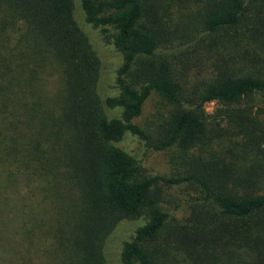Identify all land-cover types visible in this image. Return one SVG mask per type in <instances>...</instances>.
<instances>
[{
    "label": "trees",
    "instance_id": "1",
    "mask_svg": "<svg viewBox=\"0 0 264 264\" xmlns=\"http://www.w3.org/2000/svg\"><path fill=\"white\" fill-rule=\"evenodd\" d=\"M0 264H264V0H0Z\"/></svg>",
    "mask_w": 264,
    "mask_h": 264
},
{
    "label": "rangeland",
    "instance_id": "2",
    "mask_svg": "<svg viewBox=\"0 0 264 264\" xmlns=\"http://www.w3.org/2000/svg\"><path fill=\"white\" fill-rule=\"evenodd\" d=\"M89 40L94 48L96 54L99 56L101 61L102 71L100 73V82L107 81L112 77L113 68L117 66L120 60L119 54L108 44H103L95 32L86 27L85 30ZM158 106V97L155 94H151L147 97L142 105L141 114L133 119V122L138 125L148 124L152 115ZM215 103L209 102L204 105L206 113L212 112ZM123 147L131 152L140 161L145 170L150 174H160L164 176H170L172 173L178 172L179 167L176 161L178 159L173 157L174 151L171 149L165 150H152L147 149L142 142L138 141L133 137H126L121 143ZM162 207L168 211L169 218L174 220L180 216L183 206L188 203L190 196L188 195L189 189L183 185V183L170 184L162 186ZM172 221V219H171ZM122 227H118L112 232L113 236H121L127 233L129 226L126 222H120ZM129 225V224H128ZM127 226V227H126ZM126 229V230H125Z\"/></svg>",
    "mask_w": 264,
    "mask_h": 264
}]
</instances>
